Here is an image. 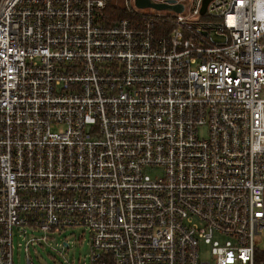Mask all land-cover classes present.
<instances>
[{
	"label": "built area",
	"instance_id": "1",
	"mask_svg": "<svg viewBox=\"0 0 264 264\" xmlns=\"http://www.w3.org/2000/svg\"><path fill=\"white\" fill-rule=\"evenodd\" d=\"M108 1L0 0V264L79 226L89 264H256L264 0Z\"/></svg>",
	"mask_w": 264,
	"mask_h": 264
},
{
	"label": "rangeland",
	"instance_id": "2",
	"mask_svg": "<svg viewBox=\"0 0 264 264\" xmlns=\"http://www.w3.org/2000/svg\"><path fill=\"white\" fill-rule=\"evenodd\" d=\"M115 7L123 8L125 6L124 0H110ZM186 3V0H184ZM187 8V6H186ZM198 137L205 136V130L197 131ZM160 171L149 170L147 174L155 175ZM33 237H40V233L34 232ZM19 234L16 230L12 234V263L26 264L28 257L32 264H89L90 263V246L89 235L82 227L68 228L61 230L59 234L53 236L47 241H33L29 243L28 239ZM215 239H222L215 235ZM64 243L67 245L64 246ZM258 250L264 253V230L257 240ZM198 256L201 260L211 261L209 254V246L203 242L198 244Z\"/></svg>",
	"mask_w": 264,
	"mask_h": 264
},
{
	"label": "water",
	"instance_id": "3",
	"mask_svg": "<svg viewBox=\"0 0 264 264\" xmlns=\"http://www.w3.org/2000/svg\"><path fill=\"white\" fill-rule=\"evenodd\" d=\"M209 0H203L200 13L203 14L205 11L206 4ZM134 5L139 9H148L151 8L156 11H174L175 13H181L183 7L180 4L172 5L166 3H156L152 0H134ZM219 25L214 23L205 24L203 29L200 30V33L204 36H207L213 43H225L226 38L224 35H218L216 30ZM67 244L64 243V246Z\"/></svg>",
	"mask_w": 264,
	"mask_h": 264
},
{
	"label": "trees",
	"instance_id": "4",
	"mask_svg": "<svg viewBox=\"0 0 264 264\" xmlns=\"http://www.w3.org/2000/svg\"><path fill=\"white\" fill-rule=\"evenodd\" d=\"M103 15H104L105 24H112V22H115L119 19L131 18V14L125 11L124 7L123 8L115 7L114 5L111 4L110 0L107 2L103 10ZM159 26L161 25L158 24V27ZM159 30L160 29L158 28L156 32L161 33ZM255 261L256 264H260L261 262L264 261V253L260 252L258 249L255 251Z\"/></svg>",
	"mask_w": 264,
	"mask_h": 264
}]
</instances>
